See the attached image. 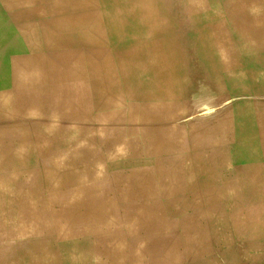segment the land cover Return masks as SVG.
Instances as JSON below:
<instances>
[{
	"label": "bare ground",
	"instance_id": "6f19581e",
	"mask_svg": "<svg viewBox=\"0 0 264 264\" xmlns=\"http://www.w3.org/2000/svg\"><path fill=\"white\" fill-rule=\"evenodd\" d=\"M256 2L257 0H0V53L6 55L0 62V68L9 70V56L17 51L16 42H12L13 44L10 42L13 36L10 31L12 30L10 29L11 25L25 24L26 27L30 26L25 29L23 36L30 42L28 45L31 52L40 51L39 54H42L44 51L50 55L66 54L61 48L50 51L44 47L43 51H41V47L37 48L44 37L49 36L56 41L53 30L46 28L51 20L57 16L65 17L61 21L79 16L86 21L94 17L92 19L97 22L95 13L100 12L101 19L106 27L105 39L108 42L105 43L106 41L103 38L105 56L110 55L112 62H109L107 57L97 58L96 54H93L92 51L83 50V47L82 50L72 48L71 53L67 54V59L53 60L38 57L37 63H34V68L41 71L65 68L72 73L84 75L86 71L94 69L106 71V68H110L109 63H112V67L117 69L124 77L129 75L132 78L126 86L127 89H124V94L129 101L137 100L138 102L139 99L143 98L154 103L153 107L148 109L145 107L142 112L138 110V117H147L149 120L160 119L162 120L160 124L167 125L168 122L172 125L169 131H159L160 134L162 133V138L153 141L144 140L143 156L138 154L139 159L144 160L143 163H139L141 166H149L147 162L150 158L153 161L152 166L158 169L157 172L152 174L151 171L147 173L146 170L140 176H138L139 173L136 176L129 173L122 176V180L127 183L132 182L130 180L135 182V180L140 181L139 179H141V185L137 186L138 188L133 187V190H127L126 196L139 193L138 195L147 196L149 201H137V203L131 201L122 202V204L121 202H114L113 197L110 198L107 193L108 188L102 187V184H97L105 181L107 172L88 171L85 174L80 172V179H83L82 174H84V177L87 175L89 181L95 183L96 187L93 185L88 188L81 186L76 191L73 190L71 196L80 197L81 200L66 203L37 202L36 199L31 198L37 197L38 182L62 179H55V175L41 177L37 171H0V243L6 245L9 243L18 252L22 251L23 257L20 264H125L127 257L135 260L139 257L131 255L130 248H124L125 243H127L126 238L123 233L120 234V231H117L116 223L119 219H122V213H127L125 217L129 220L139 218V216L136 217L137 214L149 213L147 217L142 216V221H151L155 216L154 214L183 211L186 208L183 205L184 203L182 201L176 202L175 197H168L167 200L170 201L165 202V206L159 203L155 204L157 198L162 197L161 193H164V189L183 195L184 200H186L185 198L188 201L192 199V203L197 199L198 205L200 204L198 198L201 195L203 199L206 196L208 200H210L211 195L215 194V191L225 196V188H215L214 185H211L213 181L224 180L225 174L212 176L208 171L210 170L209 162L200 169L197 165L198 161L195 160L197 154H195V151L199 147L201 149L205 147L215 148L216 145L213 143L207 144L209 146L198 145L195 142H189V140L180 143L177 137L182 136L179 134L177 124H181L187 119L195 123L199 118H204V120L225 119V121L228 120L233 123L240 120L244 114L240 107L235 108L233 105L239 103L240 106L243 99L260 98L257 96L259 92H256L252 87L249 88L248 82L243 79V74L247 73L249 69H252V72L255 71L254 62L259 60L257 56H249V54L264 52V44L248 43L246 41L250 35L249 31H251L248 26L254 21L246 13H243L242 9H245L249 3L256 4ZM157 4L164 6L170 4L172 7L183 5L191 11L186 13L176 11L174 12L175 16L159 13L160 17H158L155 11V5L157 6ZM235 4L237 5L235 6ZM92 14L94 15L92 16ZM241 14L245 16V19L240 18V16L236 18L237 15ZM183 21H186L194 40L195 49L192 52L195 56L197 55L195 59L197 64L193 68V63L192 72L199 74V76H193L190 84L197 87L200 81L206 87L196 88L198 89L196 93H200L204 98L209 96L211 100H214L213 102L222 104L207 106L195 115L185 104V101L189 102L196 98L193 94L195 86H191L192 88L185 87L186 84L179 75V70L183 67L184 53L181 48V30L176 26ZM86 23L91 24L88 21ZM150 24H153V30L149 28L150 26L148 27ZM37 25L46 27L37 28ZM156 26H158L157 29ZM173 27H176L177 30ZM75 38H79V34L70 39ZM88 40L90 41V39ZM101 40V37L95 38L96 47L101 43ZM81 41L83 42V40ZM223 72L229 75L223 77V81L231 90L223 85L220 80ZM225 86L230 90L231 95L222 93L225 92ZM96 90V100L98 97L102 100L103 87H98ZM212 93H217L218 96L211 97L210 94ZM250 93L256 97L249 96ZM112 99L116 100L113 95ZM4 101L2 99L1 102ZM221 107H226V111L225 108L222 109ZM221 111L223 113H220ZM164 119H167V121L165 122ZM194 132L195 130H193ZM193 133L190 132V135ZM223 133L225 135L226 132ZM213 135L215 137V133ZM194 141L196 140L194 139ZM10 142L8 141V144L3 145V141H0V149L8 148L12 150L15 148ZM107 147H110V145ZM222 147L225 148V145ZM129 148L132 150V145ZM140 150L139 148V152ZM185 151L187 154H182ZM252 152H255V150ZM176 153H178L177 160H174L171 155ZM247 155L249 156V154ZM136 157L138 158V156ZM166 158L167 163L164 165L161 162ZM219 161H217L218 164H224L223 157ZM95 163L101 164L102 161L96 160ZM207 172L206 178L205 174ZM74 174L73 172H67L64 180H76ZM201 175L202 182L199 180ZM113 178L114 174L109 177L111 183H113ZM246 183L248 184V182ZM153 184L159 186L160 189L155 188ZM102 191H104V194H101ZM28 198L31 200H28ZM132 206H135L133 209L135 212L128 213L127 209L132 208ZM219 213H222L223 216L225 208ZM232 220L231 222H233ZM218 222L222 224V230L231 237L230 225L226 216L221 220L219 219ZM189 233L191 237H194L195 227ZM191 241H194V239ZM193 246L197 251L204 250L195 247V244ZM6 264L14 263L8 261Z\"/></svg>",
	"mask_w": 264,
	"mask_h": 264
},
{
	"label": "crops",
	"instance_id": "0c3cea01",
	"mask_svg": "<svg viewBox=\"0 0 264 264\" xmlns=\"http://www.w3.org/2000/svg\"><path fill=\"white\" fill-rule=\"evenodd\" d=\"M248 5H246V11L242 9L243 13H246L254 22L248 26L251 31H249L250 35L246 41L264 44V0H257L256 4L249 3ZM239 16L245 19L242 14L237 15L236 18ZM41 26L37 25V28ZM29 27H26L25 24L10 26L13 35L10 42H16L17 51L9 57L16 60L17 67L11 70L0 68V141H3V145L11 141L10 143L15 146L12 150L0 149V171H37L41 177L55 175V179H62L38 182L37 197L31 198L36 199L37 202L66 203L81 200L80 197L71 196L74 191L81 186L84 188L92 185L96 187L95 183L89 181L87 175L84 177L88 171L107 172L105 181L97 184L108 188L107 193L110 198L113 197L114 202L122 204V202L149 201L147 196L138 195L139 193L126 196L127 190H133V187L138 188L137 186L141 185V179H139L140 181L135 180V182L130 180L132 182L127 183L122 180V176H126L128 173L134 176L139 173L138 176H140L146 170L147 173L151 171L152 174L157 172L158 169L152 166L153 161L150 158L148 162L146 161L149 166H141L139 163H143L144 160L142 158L140 160L139 155L143 156L144 140L153 141L162 138V133L160 134L159 131H169L172 125L168 122L167 125L160 124L162 121L160 119L149 120L147 117H138V110L142 112L145 107L147 109L153 107L154 103L143 98L138 102L137 100L129 101L124 94V89H127L126 86L132 78L129 75L124 77L112 67V63H109L111 69L109 67L106 71L94 69L86 71L84 75L72 73L65 68L42 71L27 69V67L34 68V61L38 57L53 60L68 58L67 53L54 55L45 53L43 47L49 51L57 48L63 50L64 46L71 47V49L76 48V50H82L84 47L83 50L89 51L96 48L97 45L91 34L64 41H55L48 36L42 38V42L37 46V48L41 47L42 54H39L40 51H33V53L28 45L30 42L23 36L25 29ZM44 27L46 26L41 28ZM105 28L104 24L103 37L101 38L105 37ZM242 40L244 41V39ZM63 42H66V45ZM0 56L1 62L6 55L0 53ZM249 56H257L259 60L254 62L255 71L252 72V69H249L250 71L243 74V79L248 82L249 88L252 87L256 92H259L257 96L260 98L241 101L240 106L239 103L233 105L235 108L240 107L244 113L240 120L233 123L225 121V119L204 120V118H199L195 123L187 119L181 124H177L179 134L182 136L177 137V140L180 143L189 140V142H195L198 145L212 143L216 145L215 148L201 149L199 147L195 151V154L197 153L195 160L198 161L197 165L200 169L209 162L210 170L208 171L212 176L225 174L224 180L213 181L211 185H214L215 188H225L226 197L218 191L210 196V200L206 196L203 199L201 195L199 205L197 200L194 201L195 208L199 207V213H204L205 217L207 214L212 216L215 212L213 216L215 221L226 216L233 242L235 238H238L237 240L244 246L248 245L251 251L259 253L264 251V180H262L264 179V52L249 54ZM106 57L109 62H112L110 55ZM29 59H32L30 64L24 62ZM199 83L201 82L199 81ZM98 87L104 89L102 100L99 97L96 100ZM198 89H195L193 93L196 98L189 102L185 101L194 115L207 106L211 107L217 104L213 101L197 103L198 99L204 98L200 93H196ZM112 95L116 100L112 99ZM249 96L256 97L251 93ZM2 99L5 101L1 102ZM164 120L167 121V119ZM193 130H195L194 133ZM190 132L193 134L190 135ZM223 132H226L225 135ZM128 141H131L132 150L129 148ZM108 144L110 147H107ZM249 144L251 145L249 146ZM224 145L225 148L222 147ZM218 146L220 147L218 148ZM134 147H139L140 152L139 148ZM252 149L255 152H252L254 151ZM183 153L187 154L186 151ZM177 154H173L171 157L177 160ZM222 157L223 165L217 162ZM96 160L102 161V163L96 164ZM166 161L167 158L161 163H167ZM67 172L75 173L76 180L65 181ZM80 172L84 173L82 174L83 179H80ZM110 174H114L113 183L109 180ZM207 174L208 172L205 177ZM199 180L202 182V175ZM153 185L160 189L156 184ZM101 194H104V191ZM31 199L28 198V200ZM224 208L225 213L222 216L219 211L222 212Z\"/></svg>",
	"mask_w": 264,
	"mask_h": 264
},
{
	"label": "rangeland",
	"instance_id": "374dc122",
	"mask_svg": "<svg viewBox=\"0 0 264 264\" xmlns=\"http://www.w3.org/2000/svg\"><path fill=\"white\" fill-rule=\"evenodd\" d=\"M155 8L158 17H160L159 13H166V15L175 16L174 12L176 11H180L182 13L191 11L190 9H188V7H184L183 5H175L172 7L170 6V4H166L165 6L157 4V6L155 5ZM95 14L97 15V18H95L97 19V22L92 19L94 17H91V20H87L88 23L91 24H87V21L84 18H80L79 16L64 21H61V19L65 17L57 16L51 20L50 24H48L47 27L52 29L53 33H55L54 37L56 38V41L71 40L70 38H73L76 34H79V38H82V36H85V34H91L93 38H96V36L100 38L103 37L101 36V34H103L102 29L104 27V22L101 19L102 15L100 12H96ZM93 15L94 14H92V16ZM148 27L153 30V24L148 25ZM157 27L158 26H156L155 28L157 29ZM176 27L180 28L181 30V48L184 53L183 67H181V69L179 70V75L181 76V78H183V81L186 84L185 87L187 88H192L193 86H195V89L206 87V85H202V83H199L197 87L196 85L190 84V82L193 80V76H199V74L192 72L193 63V68H195L197 64V62H195L197 55L195 56V54L192 52L195 49V44L193 37L190 34V29H188L186 25V21L180 22ZM176 27L173 28L176 29ZM68 37L69 39H67ZM105 37V43H108ZM104 40L102 38L101 43L96 48L89 50V52L92 51L93 54H96L97 58L106 57V52L104 51ZM66 42H63V44H65ZM71 50V47L64 46L62 51L69 54L71 53ZM32 58L34 59V57ZM31 60L32 59H29L27 61L25 60L24 62L29 63ZM34 62H37V58ZM9 65V70L17 67L15 60L10 58ZM225 76L229 75L223 72L220 80L222 81L223 85H226L228 88H230L223 81V77ZM226 86L225 92L222 93L231 95V88L230 90H228ZM210 96L217 97L218 94L212 93L210 94ZM244 100L245 99H243V101ZM205 101L209 102L214 100H211L208 96L207 98H200L196 102L200 103ZM217 104L222 105L221 103ZM221 108H225L226 111V107ZM220 113H223V111H221ZM165 164L166 163H164V165ZM101 186L103 187V185ZM176 193L177 192L174 193L171 190L164 189V193H161L162 197L160 199L157 198L155 204L157 205V203H159L164 205L165 202L170 201L167 200L169 199L168 197H175L174 200H177L176 202L182 201V203H184L183 205L186 208L183 211L169 213L167 212L165 214H154L155 216H153V220L151 221H142V216L145 215V217H147L149 213L137 214L136 217L139 216V218L135 220L127 219L125 217V215L127 216V213H122V219H119L116 223L117 231H120V234L123 233L126 238L127 243H125L124 248H130L131 255L139 257L137 260L128 259L127 257V261L125 262V264H264V251H261L259 253L253 252L249 249L248 245L244 246L242 242H239L237 240L238 238H235L234 242H231L233 241V239L222 230V224L218 222L219 219L215 221V218L213 217L215 215V212L212 216L210 214H207V217H205L203 216L205 215L204 213H199V207L198 209H196L197 207L195 208L194 203H192V199L188 201L187 198H185L186 200H184L183 195ZM134 208L135 206H132V208L130 207V209H127L129 211L128 213H134ZM194 227L195 236L191 237L189 232H191ZM193 239L194 241H191ZM193 244H195V247L199 249L203 248L204 250H195ZM22 257V251L18 252L12 245H9V243H7V245L4 243H0V264H6V262L8 261H13L14 264H20Z\"/></svg>",
	"mask_w": 264,
	"mask_h": 264
}]
</instances>
